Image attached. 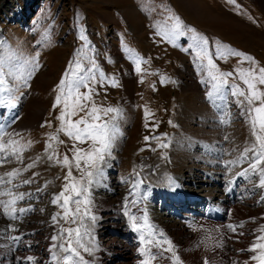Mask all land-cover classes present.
<instances>
[{
    "label": "rangeland",
    "instance_id": "374dc122",
    "mask_svg": "<svg viewBox=\"0 0 264 264\" xmlns=\"http://www.w3.org/2000/svg\"><path fill=\"white\" fill-rule=\"evenodd\" d=\"M205 50L216 68L209 67ZM234 52L247 54L254 58L255 67H264V9L255 0H10L7 5L0 0V71L7 81L0 85L7 89L0 92V98H11L16 106L9 114L15 119L8 117L0 129V143L7 145L0 151L5 158L0 163V201L4 202L0 203V232L7 229L0 235V264H56L49 250L53 243L63 241L51 238L61 226L74 227L61 218L63 209L51 203L67 182L69 166L57 160L67 155L73 176L79 179L71 149L75 144L87 150L91 141L81 144L57 132L60 121L56 117L63 105H53L62 80L65 93L69 84L79 86L81 93L92 91L88 107L95 103L101 109H116L100 113L101 122L109 125L111 146L90 189L91 211L97 219L84 221L91 231L83 242L94 248L91 256L82 252L85 259L90 264L137 263L132 260L141 264L142 255L134 250L137 243L132 247L123 243L126 236L135 239L125 215L126 198L129 215L142 223L139 218L147 210L156 238L162 239V232L178 249L183 243L176 231L165 230L151 216L166 217L172 212L173 221L182 222L188 212L199 216L190 210L193 201L198 200L199 205L194 204L198 208L211 196L220 205L219 194L229 192L220 217L228 224L245 222L237 229L244 234L237 237L226 228L225 236L232 237L226 245L218 237L205 240V247H226L231 259L218 255L230 260L228 264H243L242 255L249 252L239 250L248 248L258 235L253 230L260 224L264 189L257 187V175H238L252 162L250 154L242 157V153L254 137L243 106L237 103L243 97L234 96L231 85L246 91L238 70L253 64ZM209 72L233 75L217 87ZM113 80L118 82L115 86ZM53 135L56 140L51 139ZM146 136L154 138L146 141ZM161 143L168 146L158 147ZM14 170L18 175H6ZM171 179L179 182L184 195L192 193L196 200L178 197L179 201L172 202V193L159 189L168 188ZM235 184L239 193L230 196L229 188ZM210 191L213 196L208 197ZM21 194L23 199H18ZM13 199L16 202L8 204V210H17L16 219L4 214L5 204ZM134 200L139 203L133 205ZM21 208L31 210L20 213ZM56 213L61 214L58 224L52 221ZM129 227L131 233H125ZM8 236H20V241H10ZM177 253L183 264H194L187 262L183 251ZM127 254L133 257L126 258ZM29 256L34 261L17 260Z\"/></svg>",
    "mask_w": 264,
    "mask_h": 264
},
{
    "label": "snow or ice",
    "instance_id": "6c2138e0",
    "mask_svg": "<svg viewBox=\"0 0 264 264\" xmlns=\"http://www.w3.org/2000/svg\"><path fill=\"white\" fill-rule=\"evenodd\" d=\"M177 29L180 28V23L177 18V23L175 25ZM203 43H207V40H204ZM237 56L243 57L244 60L251 61L253 67L249 69H239L238 74L240 80L243 81L246 85V91L241 89L239 85L232 84V94L237 97H243L242 100H238L237 103L243 106L245 118L250 123L252 129V136L254 141L251 143L250 147H246L243 150L242 157H247L249 154L252 157V162L249 163V166L244 171L238 173L241 176H247L249 172L257 175L259 178V183L257 187L264 189V90L260 86H264V67H255L256 62L254 58L248 56L247 54L234 52L232 53ZM204 55L207 56L205 50ZM207 62L210 68H216V65L213 63V60L210 56H207ZM136 70L141 71L139 63H137ZM209 75L213 80L216 81V86H221L227 84V76H232V73H221L220 76L209 72ZM223 77V78H222ZM113 85L115 86L118 82L113 80ZM7 81L4 78V74L0 71V85H6ZM65 82L62 80L58 87L61 89L60 93L56 96L53 107L63 105L60 110L59 116L56 117L60 121V127L57 129V132H63L66 136L71 138L73 141L83 144L85 141H91L90 147L85 150L83 148L76 147L73 144L71 151L73 152L72 161H74L75 168L81 173L80 178L77 179L73 176V171L71 161L69 157L65 155L63 160H57L58 163H62L68 167V172L64 177L67 181L62 190L54 195L51 203L58 204L61 209H63V215L60 213L53 214L52 221L54 224H58L57 217L61 218L70 225L74 227L64 228L60 227V232L58 235H53L52 240L57 241L58 239L63 242L57 244L53 243L50 247V254L53 261L56 264H90L88 260L85 259L83 253H87L89 256L93 254L94 248L88 246L83 242V238L86 235H90V229L84 225L85 219H90L93 223L96 221L97 217L92 213V199H91V187L97 183L96 177L100 175L101 169L99 163L104 161L105 153L109 151L111 146V135L109 130V125L107 122H101L100 113L103 112L104 115H107L109 112H114L116 109L107 108L101 109L95 103L91 107H88L87 102L92 100V91L81 93L79 86L73 87L71 84L68 85L67 93L64 91ZM86 87V85H85ZM7 91L6 88L0 87V92ZM208 96L211 97L212 93H208ZM0 105H3L5 108H14L15 104L10 100L0 99ZM87 109L85 116L80 117L79 119L73 120L72 116L76 115L80 111ZM0 115H3L0 113ZM150 113L146 110L145 117L146 119ZM15 118H13L14 120ZM171 123V121H169ZM83 125V127H81ZM148 126L147 124L145 125ZM3 125L0 124V129H3ZM154 137H145L147 141ZM52 140H56L57 136L53 135ZM9 143H15L10 141ZM63 143V141H61ZM51 145H49L50 147ZM168 145L161 143L158 147L166 148ZM7 145L0 143V151H4ZM13 152L16 151L15 148L12 149ZM53 156L50 155L49 159H52ZM83 161V166L81 162ZM5 158L0 157V163H4ZM234 163V162H228ZM33 165H28L32 167ZM8 176L18 175V170L13 172L6 173ZM0 179V183H2ZM142 182V181H141ZM24 183H29V181H24ZM18 199H23V194H21ZM264 200V197H261ZM15 199L10 200L5 204L4 214L10 219L17 218V210L12 208L11 211L8 210V204H14ZM0 203H4L0 201ZM128 203L129 201L125 200V215H128L129 223L133 231L140 232V240L142 247L139 249L144 260L141 264H153L154 261H164L168 260L171 264H183L180 256L177 254L173 242L164 236L161 232L159 236L162 239H158L157 234L154 232V225L149 222L147 212H144V215L139 218L142 223H138V218L134 215H129L128 212ZM133 205L139 203V201H131ZM31 209H19L20 213H25ZM255 220V217L251 218ZM245 222L241 221L239 224H229L226 227L236 233L237 237L242 236L243 232H238V228H242ZM15 230V229H13ZM7 232H0V235H4ZM254 239L246 249H240L239 251H247L252 253L249 256V259L244 261L243 264H264V225H261L259 228L253 230ZM10 241L19 242L20 236H8ZM208 237H205L207 240ZM166 246V247H165ZM59 248V252L56 249ZM153 249L157 251L154 253ZM60 253H63L61 255ZM168 253L169 255H165ZM34 257L21 258L17 257L18 261H34ZM204 264H209L207 258L204 260Z\"/></svg>",
    "mask_w": 264,
    "mask_h": 264
},
{
    "label": "bare ground",
    "instance_id": "6f19581e",
    "mask_svg": "<svg viewBox=\"0 0 264 264\" xmlns=\"http://www.w3.org/2000/svg\"><path fill=\"white\" fill-rule=\"evenodd\" d=\"M261 7L262 9H264V0H255ZM10 2V0H3V3H5L6 5ZM225 18V17H224ZM230 19V18H229ZM234 21L231 20V23H233ZM236 24V26H238L239 28H241L242 25H240L239 23H234ZM6 121V120H4ZM9 121V120H8ZM6 123V122H5ZM239 178H241V175H239ZM177 180V179H176ZM258 181V180H257ZM169 182H171L170 184L169 183H166V184H169L168 188H159L160 191L162 192H170L172 193V196H174V199L175 201H172V202H177L179 201L180 198L178 197H182L187 200H196V197L193 195H190V194H185L184 195V192H182L181 190H179V182H175L174 179H171ZM259 182V181H258ZM189 183H193L191 181H189ZM216 182L212 181L211 184H215ZM101 187V186H100ZM103 188V187H102ZM158 189V190H159ZM180 191H178V190ZM210 189V188H209ZM230 189V196L232 195H238L239 191H238V188H236V184L233 185ZM212 190V188L210 189ZM263 190V189H262ZM182 192V193H181ZM264 192V191H263ZM213 196V193L212 191H210L207 196L209 197V195ZM220 198H222V200L220 202H222L221 204H223V206L220 204H215V202L212 200L213 197L210 196V200L208 202H205V204H202L201 206H199L197 208V206H194V204H197L199 205L198 203V200L197 201H193L194 203L192 204V206L190 207V210H193L194 209V213H196L197 215L199 216H196L194 217L193 215V212L190 213H186L185 215H183V219H181L180 221L182 222H179V221H173L172 219V212H170L168 215L169 216H166L164 217L163 214H160V213H157L155 215H150L153 219V222L154 220L156 221L157 224H159L160 227H163L165 228V230H167L168 228H171L172 230H175L176 233L178 234V239L180 241H182L181 243L183 244H179L180 248L176 249L177 252L183 251V255H185L187 257V262H194V264H203L204 263V260H203V257L207 258L208 261H209V264H228V262L230 261H225L223 257H221V255H223L224 257H232V255L230 254V252H228V250H226V247L225 248H219V250H217L218 247L214 246V244H212L211 248L210 247H205L206 244H205V237L207 236L208 239L210 240H217L218 237H221L220 239H223V241L225 242V245L227 244V242L229 241L228 239L232 238L230 235H228L227 237L225 235H227V225H229L228 223H226L223 219H221L220 215L222 213L221 210H226V196L228 197L229 196V192H228V195H221V193L219 194ZM98 197V196H97ZM207 198V197H205ZM177 200V201H176ZM167 199L163 200L161 198V202L162 203H166ZM192 203V201H191ZM153 205H150V208L152 207ZM169 206V205H167ZM210 207L212 206V209L214 211H219L217 213V217L215 218V216H213V214L209 215L208 217L204 216L205 215V212L210 210L209 208H206V207ZM229 206V205H228ZM220 207V208H218ZM185 206L184 207H181V210H185ZM189 208V207H188ZM204 212L202 213V209H204ZM179 210V209H178ZM147 212V210H145ZM177 212V211H176ZM203 214L204 218L201 219L200 218V215ZM226 214V213H225ZM171 215V216H170ZM223 215V214H222ZM150 218V217H149ZM231 219V218H230ZM234 219V218H233ZM259 222L260 224L258 225L257 228H259L261 225H264V207L261 209V214L259 216ZM219 221V222H217ZM1 222V220H0ZM231 222V221H230ZM233 222V221H232ZM234 223V222H233ZM1 224V223H0ZM131 226V224H130ZM217 226V227H216ZM227 228V229H226ZM132 233L133 235L135 236V239L138 240L140 239V235L141 233L140 232H137V231H133L132 230ZM258 234V233H257ZM194 235L196 238H194ZM194 239H193V238ZM200 237V238H199ZM207 239V240H208ZM219 239V240H220ZM178 240V241H179ZM140 242V245L141 244V240H138ZM212 242V241H211ZM219 243V242H218ZM221 243V242H220ZM176 244V243H175ZM177 245V244H176ZM216 245V244H215ZM203 247V248H202ZM224 247V246H223ZM208 248V249H207ZM210 248V249H209ZM102 248L99 247V256H100V251H101ZM224 252H223V250ZM106 250V249H105ZM132 252V251H131ZM138 252V250H137ZM154 253L156 252L155 249L153 251ZM98 253V252H97ZM121 253V252H120ZM202 253V255H201ZM212 253V254H211ZM122 254V253H121ZM178 254V253H177ZM218 254H221V255H218ZM250 254L248 253L247 255L245 253H243L242 255V261H246L249 259V256ZM130 257H133L132 255H126V258H130ZM142 258H144V256H141L140 257V261L142 262ZM109 262V261H108ZM132 262H137L136 264H138V261L137 260H132ZM159 264H167L168 260H164V261H158ZM154 263V262H153ZM170 263V262H169ZM234 263V262H233ZM252 263V262H251ZM101 264V263H100Z\"/></svg>",
    "mask_w": 264,
    "mask_h": 264
}]
</instances>
